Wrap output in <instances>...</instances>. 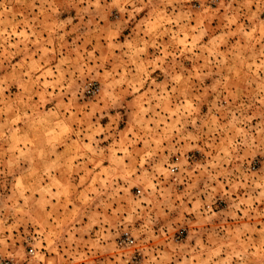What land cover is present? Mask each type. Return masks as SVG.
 Wrapping results in <instances>:
<instances>
[{"label": "rangeland", "instance_id": "1", "mask_svg": "<svg viewBox=\"0 0 264 264\" xmlns=\"http://www.w3.org/2000/svg\"><path fill=\"white\" fill-rule=\"evenodd\" d=\"M0 256L264 264V0H0Z\"/></svg>", "mask_w": 264, "mask_h": 264}, {"label": "built area", "instance_id": "2", "mask_svg": "<svg viewBox=\"0 0 264 264\" xmlns=\"http://www.w3.org/2000/svg\"><path fill=\"white\" fill-rule=\"evenodd\" d=\"M126 239H128V237H126ZM0 264H17V262H15L13 259L10 258H3L0 256ZM34 264H43L42 261H37Z\"/></svg>", "mask_w": 264, "mask_h": 264}]
</instances>
